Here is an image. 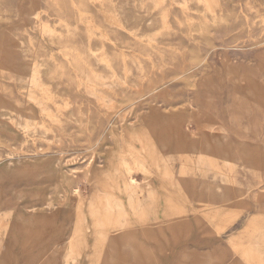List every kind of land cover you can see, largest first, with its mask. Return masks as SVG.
<instances>
[{"label":"rangeland","instance_id":"374dc122","mask_svg":"<svg viewBox=\"0 0 264 264\" xmlns=\"http://www.w3.org/2000/svg\"><path fill=\"white\" fill-rule=\"evenodd\" d=\"M0 264H264V0H0Z\"/></svg>","mask_w":264,"mask_h":264},{"label":"bare ground","instance_id":"6f19581e","mask_svg":"<svg viewBox=\"0 0 264 264\" xmlns=\"http://www.w3.org/2000/svg\"><path fill=\"white\" fill-rule=\"evenodd\" d=\"M73 2V1H72ZM74 4V3H73ZM21 9V8H20ZM17 12V11H16ZM18 13V12H17ZM21 13V12H20ZM19 14V13H18ZM34 15V14H33ZM17 16V15H16ZM19 16V15H18ZM27 16H29V15H27ZM115 17V16H114ZM21 18H22V16H21ZM108 19H110V17L108 18ZM11 20V19H10ZM9 20V21H10ZM112 21H113V19H111ZM147 20V19H146ZM149 20V19H148ZM13 22V21H12ZM28 22V21H27ZM119 26H121V24H118ZM24 27V26H23ZM90 28V27H89ZM43 31H44V28H43ZM42 31V32H43ZM49 31V30H48ZM48 31H44L45 33L46 32H48ZM50 32V31H49ZM21 33V32H20ZM22 34V33H21ZM27 34H28V32H27ZM29 35V34H28ZM106 36H108V35H106V34H104V36H100V37H106ZM29 37V36H28ZM30 38V37H29ZM32 38V37H31ZM106 39H107V37H106ZM32 41V40H31ZM31 43V42H30ZM20 44H22V43H20ZM34 44V43H33ZM61 45V44H60ZM42 46V45H41ZM44 47V46H43ZM62 47H63V45H62ZM58 49V48H57ZM45 50V49H44ZM31 51V50H30ZM59 51V50H58ZM91 52H92V50H91ZM50 53V52H49ZM57 53V52H56ZM40 54V53H39ZM51 54V53H50ZM55 54V53H54ZM42 55V54H41ZM52 55V54H51ZM16 56V55H15ZM35 56V55H34ZM39 56V55H38ZM51 57H53V56H51ZM123 58H124V56H122ZM102 59H107L106 57L105 58H102ZM14 60H16L15 58H14ZM51 60V59H50ZM31 61V60H30ZM43 61V60H42ZM54 61V60H53ZM106 62H108V65H109V60L107 61V60H105ZM124 61V60H123ZM28 62V61H27ZM36 62V61H35ZM68 62V61H67ZM5 63V62H4ZM55 63V62H54ZM70 63V62H69ZM29 64H31V63H29ZM33 64V63H32ZM35 64V63H34ZM40 64V63H39ZM36 65H38V64H36ZM63 65V64H62ZM61 65V66H62ZM69 65V64H68ZM9 66V65H8ZM39 66V65H38ZM60 66V65H59ZM110 66V65H109ZM28 67H29V65H28ZM34 67V66H33ZM72 67V66H71ZM112 67H113V65H112ZM5 68H7V67H5ZM31 68V67H30ZM29 68V69H30ZM39 68H40V66H39ZM50 68V67H49ZM56 68V67H55ZM58 68V67H57ZM108 68V67H107ZM21 69V68H20ZM37 69V68H36ZM7 70V69H6ZM41 70V69H40ZM56 70V69H55ZM111 71H113V70H111ZM32 72V71H31ZM114 73V72H113ZM61 74H63V73H61ZM60 74V75H61ZM28 77V76H27ZM28 79V78H27ZM29 80V79H28ZM51 80V79H50ZM56 81V80H55ZM58 82V81H57ZM29 83H30V85L32 84V85H34V86H40L39 88H40V90L42 91V93L43 94H45L46 95V97L47 98H52V93L48 90V89H46V88H44V85L45 84H47V83H44L42 80H41V76L39 75V72L37 71V70H34L33 69V72L30 74V81H29ZM61 84V83H60ZM80 84H85V85H88L87 84V82H85V81H82V82H80ZM29 85V84H28ZM29 85V86H30ZM42 87V88H41ZM37 89V88H36ZM123 92V91H122ZM113 93V92H112ZM90 94L91 95H96L97 93L95 92V91H93L92 89H90ZM114 95V94H113ZM44 96V95H43ZM97 96V98L99 99V97H98V95H96ZM28 98L30 99V100H35V102L37 103H41V102H39L38 100H36V99H33V96H31L30 95V93H28ZM45 98V97H44ZM54 98V97H53ZM103 104H108V102L111 100L110 99V97L108 98V100H106V98L104 99L103 98ZM111 102V101H110ZM37 103V104H38ZM42 104V103H41ZM64 104H67V101L65 102V100H64ZM71 104V103H70ZM72 104H74V103H72ZM71 104V105H72ZM70 105V106H71ZM74 105H76V104H74ZM79 105V104H78ZM77 105V106H78ZM72 107V106H71ZM17 112H19L18 111V108L16 107V108H14ZM44 109V108H43ZM71 109V108H70ZM78 110V109H77ZM76 110V111H77ZM79 112V111H78ZM81 112V111H80ZM48 117H50V118H53V119H57V115L56 114H53V113H48V114H46ZM80 115H82V113H80ZM25 117H29L28 115H25ZM77 118V117H76ZM77 119H79V118H77ZM76 121V120H75ZM58 122H60V120H58ZM120 167L122 168V169H120L121 170V173H122V175H123V177L126 179V183L128 184V186H130L132 189H133V191H136V193L137 194H139L140 196H143V192H142V187L140 186L141 184H143L144 186H148V184H149V182H148V178H149V176H150V173L152 172V170H151V167H150V165L147 163V161H145V160H137V159H135L133 156H132V154L130 153V150H124V152H123V155H122V158H121V160H120ZM137 171H141L142 173H143V180L142 181H139L135 176H133V173H136ZM67 173V172H66ZM70 177H72V176H70ZM68 178H69V176H68ZM67 178V179H68ZM140 179V178H139ZM84 183H89L88 185H89V187H90V193H91V195L90 196H92V194H93V190H94V182H93V177H91V179H88V177H86L85 178V181H84ZM74 193L76 194V195H78V196H81L82 194H83V190L82 189H80V188H78V187H74ZM171 228L172 229H177V228H180V226L178 225V223H172L171 224ZM72 238H73V236L70 234L69 235V237H68V240H72Z\"/></svg>","mask_w":264,"mask_h":264}]
</instances>
